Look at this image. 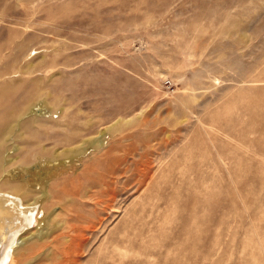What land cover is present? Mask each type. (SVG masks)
Returning <instances> with one entry per match:
<instances>
[{
	"label": "rangeland",
	"instance_id": "374dc122",
	"mask_svg": "<svg viewBox=\"0 0 264 264\" xmlns=\"http://www.w3.org/2000/svg\"><path fill=\"white\" fill-rule=\"evenodd\" d=\"M3 192L16 264H264V0H0Z\"/></svg>",
	"mask_w": 264,
	"mask_h": 264
},
{
	"label": "bare ground",
	"instance_id": "6f19581e",
	"mask_svg": "<svg viewBox=\"0 0 264 264\" xmlns=\"http://www.w3.org/2000/svg\"><path fill=\"white\" fill-rule=\"evenodd\" d=\"M36 214V205L26 207L22 197L0 193V264H16V248L24 241L21 233L31 227Z\"/></svg>",
	"mask_w": 264,
	"mask_h": 264
}]
</instances>
